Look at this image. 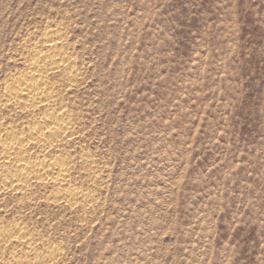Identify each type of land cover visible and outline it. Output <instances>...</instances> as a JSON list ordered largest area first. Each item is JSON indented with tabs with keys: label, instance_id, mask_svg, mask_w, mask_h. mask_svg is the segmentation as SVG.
Returning <instances> with one entry per match:
<instances>
[{
	"label": "rangeland",
	"instance_id": "1",
	"mask_svg": "<svg viewBox=\"0 0 264 264\" xmlns=\"http://www.w3.org/2000/svg\"><path fill=\"white\" fill-rule=\"evenodd\" d=\"M58 29L76 77L48 80L74 131L49 156L78 199L0 189L3 226L58 249L49 264H264V0H0V96ZM34 109L0 104V126L55 112ZM10 256L29 257L1 242Z\"/></svg>",
	"mask_w": 264,
	"mask_h": 264
},
{
	"label": "bare ground",
	"instance_id": "2",
	"mask_svg": "<svg viewBox=\"0 0 264 264\" xmlns=\"http://www.w3.org/2000/svg\"><path fill=\"white\" fill-rule=\"evenodd\" d=\"M40 38L41 40L37 41L38 43L36 42L32 48H24V55H20L19 62L25 71L24 73H16L13 78L10 77L11 80L7 81L8 83H6L0 96V104L20 111L23 110V112L25 110L27 112L34 111L36 107L38 109L53 107L55 112L52 113L53 111L50 110L52 114L45 115L43 113L40 118L38 111L40 119L37 117L39 120L36 119V121L38 122L32 121L34 123L28 127L25 133L20 131L19 134H16L17 132L2 129L0 126V130L2 129L1 132H3V134L0 132V163L3 168H10V171L7 169L9 172L0 178V189L11 190L15 193L21 192L20 194L23 196L30 193V188L34 182H51L60 188H65L62 189L65 195L60 192L64 196L58 195L60 198L57 196L56 198L58 200L65 199L73 205L74 202L72 201L78 199L80 190L77 191V188L66 189L65 187L70 178L71 163L68 158L62 156H55V159H51L49 156L51 149L60 148L66 140L67 142L71 141L68 139L73 136L71 132L73 121L67 113L66 107L63 104H56V86L55 83L49 81L50 79L48 80V77L58 74L66 75V80L72 82L76 77V73L73 71L75 64L69 53L63 48L62 42L65 37H63L62 30L45 31ZM49 109H45L46 112ZM33 150L38 152L34 154L35 157L30 155ZM88 158L87 155H83L82 164L83 162L86 163ZM84 197H80L82 203L86 205L93 203L92 197ZM27 235V231L20 225L6 228L0 222V243L11 240L13 243L19 244L29 256L27 259H17L10 256L7 260L8 263L49 264L60 255V251L52 247H47L44 254L38 252L35 246L26 242Z\"/></svg>",
	"mask_w": 264,
	"mask_h": 264
}]
</instances>
